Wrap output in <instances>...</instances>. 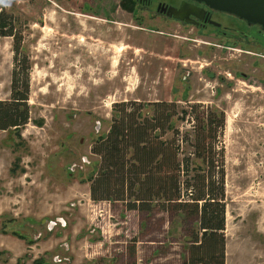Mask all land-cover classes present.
<instances>
[{
  "label": "rangeland",
  "instance_id": "1",
  "mask_svg": "<svg viewBox=\"0 0 264 264\" xmlns=\"http://www.w3.org/2000/svg\"><path fill=\"white\" fill-rule=\"evenodd\" d=\"M126 8L123 0H0L31 63L29 122L0 130V264L100 263L112 231L105 222L125 214L91 199L100 160L92 147L123 101L225 111L226 264H264V49H226L219 37ZM13 57V38L0 36V100L11 97ZM178 116L176 126L190 130L191 114ZM183 225L172 221L168 237Z\"/></svg>",
  "mask_w": 264,
  "mask_h": 264
},
{
  "label": "trees",
  "instance_id": "2",
  "mask_svg": "<svg viewBox=\"0 0 264 264\" xmlns=\"http://www.w3.org/2000/svg\"><path fill=\"white\" fill-rule=\"evenodd\" d=\"M15 22L14 15L0 11V36L13 38L14 51L11 97L0 100V130L18 132L30 119L31 63ZM199 106L177 111L175 101L115 103L109 131L92 147L100 160L89 177L90 196L125 202L128 209L158 208L185 225L194 221L189 264H226V172L219 147L226 116L198 111ZM180 112L191 114L190 130L176 126ZM34 264L50 263L38 258Z\"/></svg>",
  "mask_w": 264,
  "mask_h": 264
},
{
  "label": "crops",
  "instance_id": "3",
  "mask_svg": "<svg viewBox=\"0 0 264 264\" xmlns=\"http://www.w3.org/2000/svg\"><path fill=\"white\" fill-rule=\"evenodd\" d=\"M103 202L108 203L104 208L108 212L114 210L115 214L121 216L122 212L125 216L119 219L120 227L110 220L105 222L111 225L112 231L101 242L104 250L99 264H189V247L193 243L189 237L190 230H184V224L179 237H168L172 223L170 213L158 208L151 211L128 209L121 201ZM158 218L161 226L155 228L153 225ZM194 224L192 221L188 225L193 228Z\"/></svg>",
  "mask_w": 264,
  "mask_h": 264
},
{
  "label": "flooded vegetation",
  "instance_id": "4",
  "mask_svg": "<svg viewBox=\"0 0 264 264\" xmlns=\"http://www.w3.org/2000/svg\"><path fill=\"white\" fill-rule=\"evenodd\" d=\"M123 3L127 7L126 9L138 19L147 16L149 18L165 16L168 19L179 21L185 26H192L193 34H199L200 37L216 40L219 37L223 42L221 46L226 49H234L238 45L252 43H257L264 49V30L260 25L251 24L237 15L215 10L202 2L195 0H123ZM183 4L195 8L199 16L191 13L188 20H180L168 14L170 6L179 9ZM90 6L91 3L88 2L89 9Z\"/></svg>",
  "mask_w": 264,
  "mask_h": 264
},
{
  "label": "water",
  "instance_id": "5",
  "mask_svg": "<svg viewBox=\"0 0 264 264\" xmlns=\"http://www.w3.org/2000/svg\"><path fill=\"white\" fill-rule=\"evenodd\" d=\"M205 3L209 7L231 13L245 19L249 23L258 24L264 30V0H195ZM198 15V11L188 5H182L179 9L170 6L168 14L180 20H188L189 14ZM199 16V15H198ZM54 225V224H53Z\"/></svg>",
  "mask_w": 264,
  "mask_h": 264
}]
</instances>
